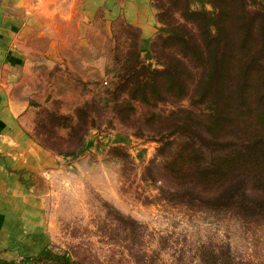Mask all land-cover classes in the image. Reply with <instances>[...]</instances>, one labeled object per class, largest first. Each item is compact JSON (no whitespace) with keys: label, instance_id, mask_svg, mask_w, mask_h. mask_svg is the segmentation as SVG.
I'll use <instances>...</instances> for the list:
<instances>
[{"label":"rangeland","instance_id":"1","mask_svg":"<svg viewBox=\"0 0 264 264\" xmlns=\"http://www.w3.org/2000/svg\"><path fill=\"white\" fill-rule=\"evenodd\" d=\"M176 2L152 0V7L155 14L173 9L182 21L180 8L196 6ZM65 19H46L43 27L55 32ZM76 22L68 18L67 33H59V40L68 37L65 47L34 64L25 84L32 137L58 156V170L36 202L46 218L44 246L82 264H199L202 249L219 246L239 261L264 264V220L165 197L164 157L148 121L152 112L188 106V98L152 106L122 90L115 100L121 65L141 42L138 29L121 18L109 24L102 10L80 27ZM141 56L160 68L147 53ZM115 104L124 111L117 113ZM21 256L27 255L0 258Z\"/></svg>","mask_w":264,"mask_h":264},{"label":"trees","instance_id":"2","mask_svg":"<svg viewBox=\"0 0 264 264\" xmlns=\"http://www.w3.org/2000/svg\"><path fill=\"white\" fill-rule=\"evenodd\" d=\"M195 1L180 8L178 21L173 9L155 14L151 0L161 25L124 60L112 94L117 100L124 90L152 106L188 98V106L152 112L148 121L164 157L168 200L264 220V0ZM142 52L160 68L144 63ZM114 110L124 111L119 104ZM21 257L0 264H82L47 245ZM198 258L248 264L221 246L202 249Z\"/></svg>","mask_w":264,"mask_h":264},{"label":"crops","instance_id":"3","mask_svg":"<svg viewBox=\"0 0 264 264\" xmlns=\"http://www.w3.org/2000/svg\"><path fill=\"white\" fill-rule=\"evenodd\" d=\"M97 10L109 24L123 19L142 38L155 33L151 0H0V255H35L44 247L46 218L36 202L58 170V156L32 137L26 78L40 59L65 47L68 37L59 40V33H67L68 18L77 17L80 27ZM53 17L66 18L55 32L43 27Z\"/></svg>","mask_w":264,"mask_h":264}]
</instances>
